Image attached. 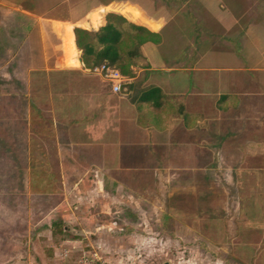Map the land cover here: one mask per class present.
Listing matches in <instances>:
<instances>
[{
  "label": "crops",
  "instance_id": "obj_1",
  "mask_svg": "<svg viewBox=\"0 0 264 264\" xmlns=\"http://www.w3.org/2000/svg\"><path fill=\"white\" fill-rule=\"evenodd\" d=\"M64 1L48 3L45 11L40 0H0V5L16 12V18L25 22L22 30L27 34L37 26L36 14ZM107 2L74 23L79 11L62 14L65 19L54 22L56 29L58 22H72L60 30L63 58L60 47L55 52L57 68L38 66L49 69L52 82L60 80L71 86L57 98L61 103H73V114L55 126L57 138L63 141L65 161L84 171L75 182L93 184L91 191L104 194L116 190L117 184L132 190L146 185L149 190L151 183L154 189L161 179L167 185L162 188L163 198L178 193L200 201L228 188L229 197L237 195L242 200L248 183L242 174L257 173L263 189L256 195L263 199L264 3L262 8L252 9L250 0H149L148 5L139 0ZM254 2L260 5L264 0ZM108 10L145 26L158 37L157 42L146 41L140 46L131 75L124 74L128 81L121 94L85 75L77 76L82 61L73 26L96 27L101 17L102 25ZM47 60L49 66L53 64V57ZM152 89L159 90L154 95L157 105L146 98L152 96L147 95ZM108 91L116 98L115 105H106ZM251 149L259 150L252 158L246 154ZM254 160L258 165L252 169ZM224 171L228 179L223 177ZM235 204L229 207L232 214L238 209ZM247 204L243 207L248 208ZM245 211L242 213L251 215ZM236 212L240 214V210ZM258 246L264 248L263 240ZM260 254L264 264V251Z\"/></svg>",
  "mask_w": 264,
  "mask_h": 264
},
{
  "label": "rangeland",
  "instance_id": "obj_2",
  "mask_svg": "<svg viewBox=\"0 0 264 264\" xmlns=\"http://www.w3.org/2000/svg\"><path fill=\"white\" fill-rule=\"evenodd\" d=\"M54 1L40 0L42 10ZM103 1L66 0L36 14L37 26L27 34L22 30L25 22L16 18V12L0 5V75L9 78L0 94L15 96L7 105L0 101V264H263L260 253L264 248L258 244L264 242V198L256 195L263 189L257 173L242 174L248 182L242 200L232 194L235 182L232 198L224 188L200 201L178 193L163 198L162 188L167 185L161 179L154 189L151 183L149 190L146 185L132 190L117 184L116 190L104 194L91 191L93 184L75 182L84 171L65 161V148H61L63 141L57 138L55 126L73 114L74 104L57 98L71 86L60 80L52 82L47 71L57 68L60 30L72 22H58L57 29L54 22L63 21L62 14L73 10L79 11L73 23L86 19ZM159 1L163 0H153ZM250 1L252 9L262 8L264 3ZM108 12L117 13L108 10L105 14ZM61 52L63 58V46ZM48 56L53 57L50 66ZM40 65L49 69L43 74L33 72ZM78 72V77L85 75L109 90L98 76ZM109 91L106 105H115L116 98ZM255 122L258 124L257 119ZM258 151L251 149L246 154L252 158ZM250 165L257 166L258 160ZM222 175L229 178L226 171ZM233 202L240 214L229 212ZM246 202L248 208L243 207ZM245 209L251 215L243 214ZM57 220L64 223L65 232L56 229Z\"/></svg>",
  "mask_w": 264,
  "mask_h": 264
},
{
  "label": "trees",
  "instance_id": "obj_3",
  "mask_svg": "<svg viewBox=\"0 0 264 264\" xmlns=\"http://www.w3.org/2000/svg\"><path fill=\"white\" fill-rule=\"evenodd\" d=\"M103 2H107V0ZM104 19L105 22L100 25L102 17L100 18L97 23V26H100L93 31H87L82 26H75L73 28L74 43L76 47L81 49V61L85 66L107 61L115 65L123 74L130 76V67L140 55V46L146 41L157 42L158 37L156 33L150 31L145 26L133 23L118 13L108 12L105 14ZM33 72L45 73L40 68L33 70ZM8 81V77L0 75V87L8 84ZM158 91V89H152L153 93L151 91L147 92V95L152 96L146 98L153 100L154 105L158 104V98L154 96ZM6 95L0 94V101L2 103H6L7 105L11 103L9 99L15 100L14 95ZM55 223L56 229L59 232L66 231L64 223L61 220H57Z\"/></svg>",
  "mask_w": 264,
  "mask_h": 264
},
{
  "label": "built area",
  "instance_id": "obj_4",
  "mask_svg": "<svg viewBox=\"0 0 264 264\" xmlns=\"http://www.w3.org/2000/svg\"><path fill=\"white\" fill-rule=\"evenodd\" d=\"M80 69L88 74L98 76L102 82L108 85L109 90L113 93L119 94L126 90L127 76L120 72L115 65L107 61L89 65L88 67L81 62Z\"/></svg>",
  "mask_w": 264,
  "mask_h": 264
},
{
  "label": "bare ground",
  "instance_id": "obj_5",
  "mask_svg": "<svg viewBox=\"0 0 264 264\" xmlns=\"http://www.w3.org/2000/svg\"><path fill=\"white\" fill-rule=\"evenodd\" d=\"M86 67H88V66H86Z\"/></svg>",
  "mask_w": 264,
  "mask_h": 264
}]
</instances>
